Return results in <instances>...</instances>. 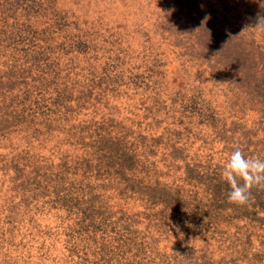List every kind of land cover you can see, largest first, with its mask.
Returning a JSON list of instances; mask_svg holds the SVG:
<instances>
[{
	"label": "rangeland",
	"instance_id": "374dc122",
	"mask_svg": "<svg viewBox=\"0 0 264 264\" xmlns=\"http://www.w3.org/2000/svg\"><path fill=\"white\" fill-rule=\"evenodd\" d=\"M243 49L264 58V0H0V264H253L162 195L190 154H264Z\"/></svg>",
	"mask_w": 264,
	"mask_h": 264
},
{
	"label": "trees",
	"instance_id": "16d2710c",
	"mask_svg": "<svg viewBox=\"0 0 264 264\" xmlns=\"http://www.w3.org/2000/svg\"><path fill=\"white\" fill-rule=\"evenodd\" d=\"M243 51V54H239L238 57L234 56L232 62L236 63V68L244 67L241 74L244 77L245 87L255 95L258 101L264 102V58L253 59L244 49ZM260 111L262 119L260 122L264 125V105L260 107ZM259 141L264 146V133ZM190 158L194 164H192L190 176H183L181 188L174 193L168 189H162L163 197L168 200L163 203L164 210L169 211L170 216L175 218L177 230L182 232L180 236L188 233L192 234L190 237L197 236L200 241L198 244L201 245L199 247L202 249L208 244L207 241L203 243L206 233H213L209 237L213 236L217 240L218 238L214 235L220 232L225 247L239 243L242 251L245 252L243 255L246 259H250L253 264H264V233L255 239L252 238L254 229L264 226V205L260 199L264 187L252 190V198L247 205H235L228 200L229 185L222 178L221 173L217 172H222V167L219 169L218 164L209 157L206 158L203 153L196 156L190 154ZM261 158H264V154ZM168 162L172 168L174 162L171 160ZM187 184H191L189 190L185 189L184 185ZM239 215L243 221L247 219V223L242 225L238 222V226H234L237 220H240ZM226 231H229V235ZM236 232L240 233L239 239L233 237ZM228 236L231 237L229 242H227ZM257 250L261 253H257ZM203 255L206 256V253H202V258H204ZM181 256L183 259L189 258L187 254ZM207 258L200 264H218L209 255Z\"/></svg>",
	"mask_w": 264,
	"mask_h": 264
},
{
	"label": "clouds",
	"instance_id": "9594fccd",
	"mask_svg": "<svg viewBox=\"0 0 264 264\" xmlns=\"http://www.w3.org/2000/svg\"><path fill=\"white\" fill-rule=\"evenodd\" d=\"M221 175L230 187L229 202L245 206L252 198V190L264 187V158L245 156L236 148L224 162Z\"/></svg>",
	"mask_w": 264,
	"mask_h": 264
}]
</instances>
